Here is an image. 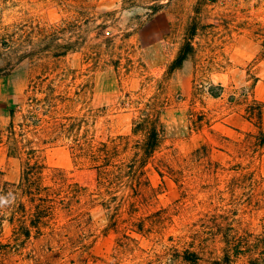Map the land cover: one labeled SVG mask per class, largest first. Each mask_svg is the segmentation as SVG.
Masks as SVG:
<instances>
[{
  "label": "rangeland",
  "instance_id": "1",
  "mask_svg": "<svg viewBox=\"0 0 264 264\" xmlns=\"http://www.w3.org/2000/svg\"><path fill=\"white\" fill-rule=\"evenodd\" d=\"M0 18V190L27 161L83 188L21 239L0 197V264H221L224 235H264V0H8ZM147 117L164 130L135 177Z\"/></svg>",
  "mask_w": 264,
  "mask_h": 264
},
{
  "label": "trees",
  "instance_id": "2",
  "mask_svg": "<svg viewBox=\"0 0 264 264\" xmlns=\"http://www.w3.org/2000/svg\"><path fill=\"white\" fill-rule=\"evenodd\" d=\"M6 1L8 0H2L0 5ZM160 8V5L151 7V15L157 12ZM84 14V12L81 13V15ZM64 24L69 27L71 25L76 26L77 23L66 21ZM98 26L101 28L107 27L106 24H99ZM14 34V31L11 33H8L7 31L2 32L0 33V41L5 42L7 38L13 37L10 39L13 44L15 41V37L13 36ZM80 37L82 40V35H78V38ZM80 42L81 41L79 39L68 41L66 44L67 51H73L74 48L80 44ZM104 42L108 44V38L105 39ZM192 53V45L189 42H186L184 48L179 51L178 56L173 61L171 69L180 68L183 62L186 61ZM18 104L19 103H15L12 105V109L10 111L11 116H13V110L18 106ZM144 123L147 126V131L145 139L140 147V150L143 152L140 154L138 162L136 161L134 162V165H131V172L135 175V177H137L138 174L144 173V171L140 168L144 166L146 159L151 157L160 146L164 130L158 118L147 117ZM144 123L142 121V124ZM137 125L139 126L141 123ZM13 142L17 143L16 140H13ZM12 148L18 150L17 146H13ZM44 170V167L38 164V162L34 161L31 163L30 161H27L22 172V181L17 185H5L0 190V197L2 199H18V210L16 209L13 211L14 215L17 216L16 221L19 222L18 230L15 232V236L18 239H21L22 237L29 238L32 228H34L37 233L41 234L42 228L49 227L51 223H54L52 221L57 217L56 210L58 203L61 204V202L69 199L67 194L69 191L68 189H71L74 194H78L80 190L83 189L77 183H71V179L68 178L64 172L57 174L52 173L51 175L46 176ZM90 170L95 173L96 181L108 184H115L119 180V177L125 174L124 167H119V172L117 174H114L113 171L109 170L102 171L99 166H94ZM46 177H48L49 182L52 183V185L45 183L44 180ZM78 177L83 179L85 182L90 178L87 174H80ZM137 182V185L141 186L142 182L140 180ZM64 187H67V189H64ZM62 194L64 195L61 196ZM24 196L27 197L31 211H27L25 204L21 201V198ZM27 219L29 220V225L27 224ZM224 240L228 249L225 252L221 264H231L233 262L232 256L235 258L238 256L246 257L248 264H264V235L255 237L253 242L247 240L246 242L240 244V237L235 233H229L228 235H224ZM231 251H233V255H231ZM190 256L191 258L188 260L193 259L192 261H196L198 259L195 253H192Z\"/></svg>",
  "mask_w": 264,
  "mask_h": 264
},
{
  "label": "clouds",
  "instance_id": "3",
  "mask_svg": "<svg viewBox=\"0 0 264 264\" xmlns=\"http://www.w3.org/2000/svg\"><path fill=\"white\" fill-rule=\"evenodd\" d=\"M0 202H4V201H0Z\"/></svg>",
  "mask_w": 264,
  "mask_h": 264
}]
</instances>
